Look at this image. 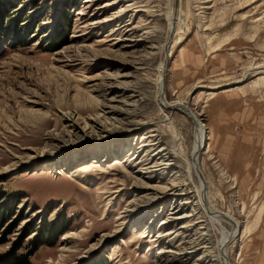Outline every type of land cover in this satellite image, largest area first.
Instances as JSON below:
<instances>
[{
  "label": "rangeland",
  "instance_id": "374dc122",
  "mask_svg": "<svg viewBox=\"0 0 264 264\" xmlns=\"http://www.w3.org/2000/svg\"><path fill=\"white\" fill-rule=\"evenodd\" d=\"M174 3L0 0V264H221L183 164L194 123L160 105L166 48L164 98L206 130L208 199L247 228L229 264H264V0H183L171 50ZM66 114L102 116L105 139Z\"/></svg>",
  "mask_w": 264,
  "mask_h": 264
},
{
  "label": "bare ground",
  "instance_id": "6f19581e",
  "mask_svg": "<svg viewBox=\"0 0 264 264\" xmlns=\"http://www.w3.org/2000/svg\"><path fill=\"white\" fill-rule=\"evenodd\" d=\"M179 4H180V0H176V2L174 3V8H173L174 11L172 12L170 22H169V30H171V32L176 27L175 32L170 37V39H171L170 42L172 43L171 50L173 49V46H174V44L177 40V37H178L177 32H178L179 23H180L181 19L186 18L190 14V9L188 8L187 5L186 6L184 5L183 0L181 1L180 9H179ZM128 32H129V30H128ZM168 50L169 49L166 48V51H165L166 55H165L163 61L161 62L160 75L158 78V92L161 95L160 105L162 107L167 108V109H179V110H181L194 123L193 144H192L193 146H192L191 151L189 153V157L183 159V164L185 166V171H186L189 178H191L194 173L198 177L199 186L196 187V198L197 199L194 201H195L196 205L199 207L198 209L201 210V214H203V218H205V220L208 221V223L211 225L213 230L216 233H218V238L216 239V242L214 245L215 257H216L215 260L220 261L221 264H229V260L227 257L228 246L232 243V241L235 239V237L238 236L240 233H241V235L245 234L247 232V228L241 227L240 222L235 217H233L230 213L215 209L208 199V196L206 194L205 177L202 174V172L200 170V166H199V160H200L199 155H200V152L202 151V149L203 150L205 149V143H206L205 142L206 130L204 129V125L202 124L201 120L196 115H194L192 112H190L188 107H186L183 102L177 101L178 103L171 104V103H167L165 98H164L162 76L165 73L167 59L169 57ZM237 82H240V81H237ZM63 117H65V119L67 120L66 129H68V131L70 133L77 132L79 130L83 131L84 134L90 133L92 135H95L93 137V139H94L93 141H95L96 143L98 140L103 141L102 139H105V133H106V131H108V128L106 127V125L104 123V119L101 118L102 116L100 118H96V119L94 118L90 124L87 123V125H84L83 127L77 126V120L79 119V117H76L73 114H66ZM114 124H116V123H114ZM107 126H109V124ZM118 126H116V128ZM77 129H79V130H77ZM169 164H170V162L166 163V165H169ZM138 173H142V172L138 171ZM188 203H189V201L183 202L184 205H186ZM180 210H181L180 206H173V208H171V211H172L171 215L174 216L173 219H184V218L189 217L192 213V212H189V213L186 212L188 215L182 216V213H180ZM205 248L210 249L209 244L207 242L205 244ZM205 250H207V249H205Z\"/></svg>",
  "mask_w": 264,
  "mask_h": 264
},
{
  "label": "trees",
  "instance_id": "16d2710c",
  "mask_svg": "<svg viewBox=\"0 0 264 264\" xmlns=\"http://www.w3.org/2000/svg\"><path fill=\"white\" fill-rule=\"evenodd\" d=\"M5 214L6 213H3L2 210L0 209V219H1L2 216L5 217ZM27 257L28 256L26 254L18 255V254H14L13 253V254H11L9 260L11 262H13L14 264H29L28 260H27Z\"/></svg>",
  "mask_w": 264,
  "mask_h": 264
},
{
  "label": "water",
  "instance_id": "95a60500",
  "mask_svg": "<svg viewBox=\"0 0 264 264\" xmlns=\"http://www.w3.org/2000/svg\"><path fill=\"white\" fill-rule=\"evenodd\" d=\"M175 2H176V0H175Z\"/></svg>",
  "mask_w": 264,
  "mask_h": 264
}]
</instances>
